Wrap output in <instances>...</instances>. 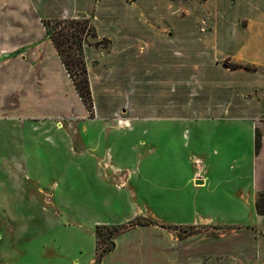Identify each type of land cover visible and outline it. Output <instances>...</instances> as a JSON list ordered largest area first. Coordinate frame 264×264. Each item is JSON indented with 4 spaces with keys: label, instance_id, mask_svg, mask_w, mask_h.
Returning <instances> with one entry per match:
<instances>
[{
    "label": "crops",
    "instance_id": "0c3cea01",
    "mask_svg": "<svg viewBox=\"0 0 264 264\" xmlns=\"http://www.w3.org/2000/svg\"><path fill=\"white\" fill-rule=\"evenodd\" d=\"M67 17L111 43L84 46L92 114L44 24ZM185 83L208 90L193 115ZM41 136L139 209L120 224L157 222L117 236L101 264H264V0H0V142L17 173L38 168ZM152 202L158 217L142 211Z\"/></svg>",
    "mask_w": 264,
    "mask_h": 264
},
{
    "label": "rangeland",
    "instance_id": "374dc122",
    "mask_svg": "<svg viewBox=\"0 0 264 264\" xmlns=\"http://www.w3.org/2000/svg\"><path fill=\"white\" fill-rule=\"evenodd\" d=\"M199 1L205 4L207 0ZM183 15L186 16L185 13ZM192 15L189 18H193ZM64 19L74 18L60 20ZM200 25L203 31L208 30L205 18L200 19ZM94 41L89 39L93 46L101 40ZM110 45L107 43L100 47L110 48ZM74 53L79 59V52L75 50ZM228 65L244 68L235 61H229ZM75 71L81 73V68L75 67ZM77 79L80 80V76ZM207 96V89L197 90L185 83L182 100L187 107L184 114H196L199 104H204ZM126 109L128 111L129 108ZM155 130L151 129V132ZM6 135H10L8 131ZM45 138L41 136L39 141L43 152L38 156V168L22 174L17 173L11 164L13 157L9 150L12 145H4L11 140L10 137L4 143L0 142V264H93L92 259L96 258V227L93 229L91 224L102 219L110 221V225H123L120 224L122 219L139 209L125 198L116 200L117 193L109 185L97 188L99 185L95 179L87 180L89 174L80 158L70 155L59 139L55 145L45 141ZM113 138L109 143L115 148ZM166 138L167 135L163 140ZM71 145L78 152V146ZM118 146L126 154L124 164H131L134 161L131 142L123 138ZM169 162L177 164L176 157H171ZM159 163L161 159L157 157L155 164ZM39 187L51 195L39 192ZM141 207L144 213L159 216L158 203L143 204ZM141 221L157 223L153 218H141ZM191 231L193 229H187V232ZM100 246L106 247L103 242Z\"/></svg>",
    "mask_w": 264,
    "mask_h": 264
},
{
    "label": "trees",
    "instance_id": "16d2710c",
    "mask_svg": "<svg viewBox=\"0 0 264 264\" xmlns=\"http://www.w3.org/2000/svg\"><path fill=\"white\" fill-rule=\"evenodd\" d=\"M45 27L48 35L55 45L66 69L68 70L76 89L82 98L83 102L91 112L93 113V99L90 89L87 67L84 55V46L89 43V39H97L96 28L90 19H64V20H48L45 21ZM110 43L108 40L103 39L95 43L97 47L106 46ZM79 52V59H76L74 51ZM227 67L232 69L241 68V66H230L228 61L225 62ZM75 67L81 68V73L75 71ZM244 68L249 70H255L250 65ZM80 76V80L77 77ZM260 139L257 134L256 148H259ZM256 211L260 215H264V191L257 195L256 199ZM153 221L142 222L141 218H137L127 224L110 226L103 225L97 226L95 230V236L97 241V258L96 264H101L102 259L106 254L113 251L115 248V239L122 233H125L136 226L151 225ZM107 231L108 233H104ZM101 242L106 245L105 248H101Z\"/></svg>",
    "mask_w": 264,
    "mask_h": 264
},
{
    "label": "water",
    "instance_id": "95a60500",
    "mask_svg": "<svg viewBox=\"0 0 264 264\" xmlns=\"http://www.w3.org/2000/svg\"><path fill=\"white\" fill-rule=\"evenodd\" d=\"M198 182H199L198 184H200V185L203 183L202 181H198Z\"/></svg>",
    "mask_w": 264,
    "mask_h": 264
}]
</instances>
